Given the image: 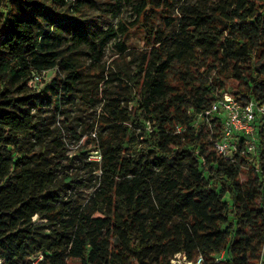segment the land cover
Masks as SVG:
<instances>
[{"label": "trees", "instance_id": "trees-1", "mask_svg": "<svg viewBox=\"0 0 264 264\" xmlns=\"http://www.w3.org/2000/svg\"><path fill=\"white\" fill-rule=\"evenodd\" d=\"M78 1L0 0V264H264V117L255 157L241 134L231 159L205 115L229 80L264 103V0H139L128 25L68 36Z\"/></svg>", "mask_w": 264, "mask_h": 264}, {"label": "rangeland", "instance_id": "rangeland-1", "mask_svg": "<svg viewBox=\"0 0 264 264\" xmlns=\"http://www.w3.org/2000/svg\"><path fill=\"white\" fill-rule=\"evenodd\" d=\"M139 0H79L78 3H82L83 9L81 13H76L74 16H78L79 23L74 24V26H68V30L65 32L66 35L70 36L71 34H78L79 32H93V31H103L109 27L116 28L119 23H125L129 24L130 22H133L135 18V12L133 9V6L136 2ZM155 2L162 3L163 0H154ZM184 0H175V7L173 10L170 11L172 14H177V7L179 4H181ZM174 2V1H173ZM156 20L155 24H158L159 22V13H156ZM122 36H117L115 38H112L104 47L103 55L101 57V63L104 62L105 64H108L112 57L114 56V53L116 52V46L115 42H117L119 39H121ZM124 40L129 44L130 47H136V48H142V39L140 37L139 32H134L129 35H126L124 37ZM83 52L81 53V60L85 63L89 62L90 59V52L91 50L87 48V45L83 46L81 45ZM56 72V69H49L46 70L41 78L37 81H32L33 88L36 91L42 90L45 85L51 80V78L54 76ZM228 83L231 85V90H229V93L233 95L232 90H235L236 82H232L231 80L228 81ZM234 96V95H233ZM97 102V101H96ZM94 105H90L88 107V111L85 113L86 119H90L93 116V113L96 109H98L99 104L98 102ZM64 102H62L63 104ZM65 104V103H64ZM63 106L67 108V105ZM52 105H45L40 109V115L48 117V120L51 122L50 124H60L61 119L63 116L62 112H59L55 117L52 115ZM68 111H64V113H67ZM200 118V117H199ZM207 124V123H206ZM208 125V124H207ZM85 137L83 135L81 139L76 140L75 138H66V154L68 156H72L75 153H78L81 150H85V148H82V140ZM86 149H89L87 147ZM98 154L97 152L92 149L88 153V159H95L97 158ZM75 170L73 168L69 169ZM247 176L246 170L241 173L240 178L243 180ZM174 260H170V264H186L183 260V257H173Z\"/></svg>", "mask_w": 264, "mask_h": 264}, {"label": "built area", "instance_id": "built-area-1", "mask_svg": "<svg viewBox=\"0 0 264 264\" xmlns=\"http://www.w3.org/2000/svg\"><path fill=\"white\" fill-rule=\"evenodd\" d=\"M45 71L32 72L31 80L33 82L39 80ZM213 113L219 114L222 118V133L215 141V148L218 152L232 159L234 154L240 150L238 136L242 134L246 137V141L244 148L240 150L241 153L249 154L252 158L255 157L258 141L256 134L257 118L264 117V103H259L253 99L241 103L229 91H224L217 96L211 108L205 112L206 118L208 119ZM175 257H183L186 264H199L202 260L201 257H198L196 261H186L185 257L179 253ZM171 260L173 261L174 258Z\"/></svg>", "mask_w": 264, "mask_h": 264}]
</instances>
